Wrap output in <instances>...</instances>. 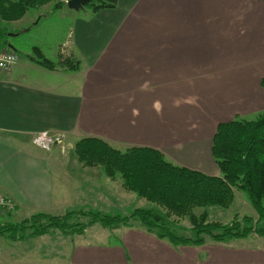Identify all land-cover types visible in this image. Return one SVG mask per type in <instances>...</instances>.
I'll return each mask as SVG.
<instances>
[{"label":"crops","instance_id":"1","mask_svg":"<svg viewBox=\"0 0 264 264\" xmlns=\"http://www.w3.org/2000/svg\"><path fill=\"white\" fill-rule=\"evenodd\" d=\"M58 10L68 18L70 40L48 58L63 52L80 62L77 70L45 68L29 58L36 45L18 50L2 34L6 24H15L8 37L29 31L39 18L26 12L0 20V48L17 55L0 70V193L15 211L26 210L25 217L80 209L62 187L89 180L86 166L71 153L64 159L58 148L39 147L42 132L61 133L70 148L87 136L120 150L148 146L173 163L219 175L211 156L216 125L264 110V0H116L96 12ZM92 192H85L88 200ZM37 238L44 241L38 254ZM26 241L16 257L0 247V264H264V238L255 234L175 244L138 223H94L12 242Z\"/></svg>","mask_w":264,"mask_h":264},{"label":"trees","instance_id":"2","mask_svg":"<svg viewBox=\"0 0 264 264\" xmlns=\"http://www.w3.org/2000/svg\"><path fill=\"white\" fill-rule=\"evenodd\" d=\"M65 1L0 0V20L5 23L19 20L30 8H41L49 3L53 4L54 10H58L67 7ZM115 4L116 0H89L83 7L87 5L88 9L96 12L113 8ZM0 42L4 44L3 39ZM29 58L48 69L77 70L80 66L77 59L69 55L64 57L63 52L57 60H51L38 47H33ZM260 85L264 89V78ZM64 143L63 137L61 145ZM54 145L59 144L55 142L51 147ZM70 149L73 157L83 166L101 167L108 179H120L125 190L153 206L135 207L127 214L77 210L79 215L88 217L79 222L69 220L75 210H67L62 215L37 211L15 223L0 222V237L15 241L38 237L56 229L62 233L81 232L94 223L106 228L138 223L147 232L175 244H198L207 236L219 241L253 234L264 238V110L252 119H233L216 125L211 156L219 175H209L173 163L163 152L152 147L130 146L120 150L94 136L78 139ZM237 192L245 194L256 213L255 218L251 215L238 218L235 215L229 222L207 221L208 207L228 208L235 201ZM13 203L7 214L15 211L16 204ZM195 208L203 210L196 214ZM174 217L189 218L191 235L178 233Z\"/></svg>","mask_w":264,"mask_h":264},{"label":"rangeland","instance_id":"3","mask_svg":"<svg viewBox=\"0 0 264 264\" xmlns=\"http://www.w3.org/2000/svg\"><path fill=\"white\" fill-rule=\"evenodd\" d=\"M97 1L98 0H92V2ZM88 7L89 6L86 5L85 8L83 7V9L86 10L88 9ZM72 11L74 10H71L70 12L73 13ZM41 13L43 14L40 15ZM27 15L28 17L39 18L37 24L32 26L29 31L21 32L15 37H8L9 34L16 33V31H13V27L15 26V24H6L1 27L2 34L7 38H10L13 46L18 50H21L22 47H27L28 50H31V46L36 45V47H39V49L46 54L47 58H56L58 50L57 48L59 47V45L63 41L70 40V30L67 29L69 27V22L68 18L64 15V12L62 10H54L53 4H50V6H48L47 8H30L29 10H27ZM253 117L255 118V115H249V118ZM51 148H58L61 157L64 159L66 157H69L68 154H70L71 152V149H69V145H67L66 142L63 145L59 144L54 145L53 147L50 146L49 149ZM86 171L88 173L84 176V179L89 177V180H84L83 184L70 183L62 187H69V192L67 193V195H69V197L74 200L72 202H75L76 204L78 202L81 204L77 206L80 209H68L76 211V213L71 215L69 219L71 222H79L85 220V218H88L87 216L79 215L77 210L81 212L95 210H100L101 212L114 211L118 212L119 214H127L131 209L135 207L146 208L153 206L152 203L147 202L143 198L138 197L135 193L125 190L121 186V184H118V180H111L113 182L107 183L109 179L106 177L101 167L86 166ZM119 181L121 180L119 179ZM90 190L93 191L92 193L94 194V197L91 199L89 198L88 200L87 193L85 192H88ZM242 194L237 192L235 196V201L228 208H220L217 206L208 207L207 221L229 222L232 218H234L235 215H238V218H241L243 215H251L255 218L256 213L251 209L249 203L247 202L248 200L246 196H244L245 194ZM80 195L82 196L79 198ZM202 210L203 208H195L194 213L198 214ZM26 212V210H20L14 211L10 215H8L5 213V211L0 210V214H5L3 217H1L2 215H0V222H18L24 217L23 215H25ZM64 212L65 211H62L55 215H62ZM174 219L177 221L176 227L178 233L187 236L191 235V223L188 217H174ZM93 227L95 226H92L91 228ZM58 231L61 232L60 230ZM1 239H5L2 240L5 244H0V247L8 249V251L12 252L14 254L12 255V257H16V254L19 251L24 250L26 248L28 249V246L26 245L28 241L24 243H13L12 241H8V239L6 238ZM42 239L43 238H37V254L39 248L44 244V241ZM255 245L256 244H254V247ZM38 261L39 260H37V264H45L40 263Z\"/></svg>","mask_w":264,"mask_h":264},{"label":"built area","instance_id":"4","mask_svg":"<svg viewBox=\"0 0 264 264\" xmlns=\"http://www.w3.org/2000/svg\"><path fill=\"white\" fill-rule=\"evenodd\" d=\"M17 60L15 53L7 50L0 49V70H8ZM63 135L60 133L48 134L39 133L37 135V141L40 147L48 149L53 143L62 144ZM13 199L7 195L0 193V210L9 211L13 207Z\"/></svg>","mask_w":264,"mask_h":264},{"label":"water","instance_id":"5","mask_svg":"<svg viewBox=\"0 0 264 264\" xmlns=\"http://www.w3.org/2000/svg\"><path fill=\"white\" fill-rule=\"evenodd\" d=\"M89 0H67L66 5L69 9L74 11H78L86 4Z\"/></svg>","mask_w":264,"mask_h":264}]
</instances>
